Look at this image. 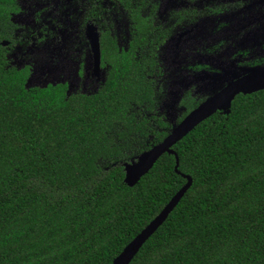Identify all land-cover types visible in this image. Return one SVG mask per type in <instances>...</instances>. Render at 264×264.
<instances>
[{"label": "trees", "instance_id": "1", "mask_svg": "<svg viewBox=\"0 0 264 264\" xmlns=\"http://www.w3.org/2000/svg\"><path fill=\"white\" fill-rule=\"evenodd\" d=\"M118 1L128 47L102 30L104 84L69 94L67 83L28 86L32 68L9 64L22 9L0 0V264H112L188 177L130 264H264V90L238 94L130 186L123 163L175 128L156 112L170 30L143 13L148 0ZM205 99L188 91L179 123Z\"/></svg>", "mask_w": 264, "mask_h": 264}, {"label": "rangeland", "instance_id": "2", "mask_svg": "<svg viewBox=\"0 0 264 264\" xmlns=\"http://www.w3.org/2000/svg\"><path fill=\"white\" fill-rule=\"evenodd\" d=\"M224 1L247 2L148 0L143 11L156 25L170 30L159 51L162 73L156 84V112L173 127L185 112L181 100L188 91L197 99L209 98L229 82L264 69V0L249 1L246 11H236L234 19L217 15ZM19 3L22 10L12 18L19 25L18 37L9 47L8 61L15 67L32 68L28 86L67 83L69 94L97 92L109 67L104 68L100 79L95 75L87 29L90 24L99 32L109 29L119 46L127 48L131 20L124 6L118 0ZM249 21L252 24L247 29L230 31Z\"/></svg>", "mask_w": 264, "mask_h": 264}, {"label": "water", "instance_id": "3", "mask_svg": "<svg viewBox=\"0 0 264 264\" xmlns=\"http://www.w3.org/2000/svg\"><path fill=\"white\" fill-rule=\"evenodd\" d=\"M189 32L190 31L183 32L180 34V38L184 37ZM87 36L91 41L94 73L100 79L104 67L102 66L101 34L95 24H90L88 26ZM9 43V41L2 42L3 46L9 45ZM260 90H264V69L248 72L247 74L229 82L224 88L205 99L188 113L162 142L140 154L137 160L123 163L126 171L125 181L127 184L135 186L165 153L176 154L173 149L174 145L187 136L204 120L218 111H222L226 114L230 113L233 101L238 94H251ZM178 164L179 161L176 169H178ZM188 179L189 182L183 187V189H181L161 213L125 247L123 252L112 264H130L132 262L143 245L164 223L170 212L185 195L186 191L192 184L191 178L188 177Z\"/></svg>", "mask_w": 264, "mask_h": 264}, {"label": "flooded vegetation", "instance_id": "4", "mask_svg": "<svg viewBox=\"0 0 264 264\" xmlns=\"http://www.w3.org/2000/svg\"><path fill=\"white\" fill-rule=\"evenodd\" d=\"M251 1V0H247V2L243 1L244 3H227V2H222L218 8H217V15L220 16L221 18H224L226 16H232L233 19L236 18L235 16L237 14H235V12H240V11H246L247 9V3ZM246 4V5H245ZM250 19V18H249ZM252 24L251 21L244 23V24H240L238 27L230 30V31H234L236 29H247V27H249ZM261 70V69H259ZM207 99V98H206Z\"/></svg>", "mask_w": 264, "mask_h": 264}]
</instances>
